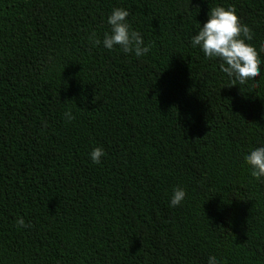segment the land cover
<instances>
[{"label":"trees","instance_id":"obj_1","mask_svg":"<svg viewBox=\"0 0 264 264\" xmlns=\"http://www.w3.org/2000/svg\"><path fill=\"white\" fill-rule=\"evenodd\" d=\"M217 6L253 32L243 85L192 46ZM114 8L146 55L104 47ZM262 45L264 0H0V264H264Z\"/></svg>","mask_w":264,"mask_h":264},{"label":"clouds","instance_id":"obj_2","mask_svg":"<svg viewBox=\"0 0 264 264\" xmlns=\"http://www.w3.org/2000/svg\"><path fill=\"white\" fill-rule=\"evenodd\" d=\"M129 15V11L124 8L113 9L108 17L111 31L105 33L102 43L109 50L119 46L124 53H134L136 57H141L150 51L151 45H145L141 33L132 29L127 21ZM208 17L207 22L203 24V27L200 26L198 33L192 37V46H199L209 59L218 58L221 61L220 70L241 85L258 77L261 64L259 53L254 46L246 43L253 39V32L250 27L241 24L235 6L210 8ZM90 39L96 45L101 43L95 33ZM261 51H264V45L261 46ZM64 115L69 121L75 118L70 111L65 112ZM90 155L92 161L99 164L101 157L106 153L102 147H96ZM245 159L251 166L253 177L257 179L264 177V146L251 150ZM185 196L184 189L175 188L170 206L180 205ZM17 225L31 226L26 224L23 218L17 220ZM208 264H219V262L215 256H211Z\"/></svg>","mask_w":264,"mask_h":264}]
</instances>
